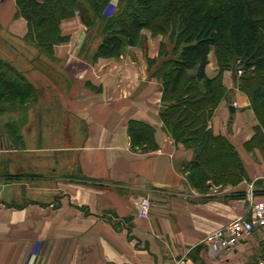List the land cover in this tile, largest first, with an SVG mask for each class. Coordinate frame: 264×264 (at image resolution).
<instances>
[{
	"label": "crops",
	"instance_id": "0c3cea01",
	"mask_svg": "<svg viewBox=\"0 0 264 264\" xmlns=\"http://www.w3.org/2000/svg\"><path fill=\"white\" fill-rule=\"evenodd\" d=\"M61 31L68 41L55 45L51 56L60 74L49 79L56 105L41 108L64 113L51 127L65 128V158L61 151L55 157L63 164L51 157L55 167L37 200L15 212L25 215L16 217L17 206L0 201L12 213L0 221V264H174L182 255L189 264H256L264 256V228L220 261L210 260L202 244L247 216L251 186L256 201L264 202V149L254 141L257 129L264 135L263 117L240 88L243 73L222 75L226 93L209 128L233 152L220 157V179L205 180L193 166L196 153L177 143L160 117L161 84L152 67L162 37L149 34L143 47L98 58L103 41L90 42L78 17L64 21ZM214 70L207 71L210 78L220 74ZM135 123L147 130L143 142L131 134ZM144 199L147 218L139 209Z\"/></svg>",
	"mask_w": 264,
	"mask_h": 264
},
{
	"label": "trees",
	"instance_id": "16d2710c",
	"mask_svg": "<svg viewBox=\"0 0 264 264\" xmlns=\"http://www.w3.org/2000/svg\"><path fill=\"white\" fill-rule=\"evenodd\" d=\"M110 1L16 0L18 14L27 21L29 34L49 52L66 40L61 32L63 20L77 16L86 27H92ZM211 1L121 0L126 3L124 17L115 15L106 20L107 36L97 56L120 57L128 46L141 43L143 30H151L154 36L174 35L173 39L169 36L175 48L171 56L177 57H169V47L162 44L160 60L151 62L159 63L153 76L161 84L160 117L173 139L196 153L193 166L201 176L217 181L225 166L220 157L233 150L227 139L214 135L209 124L225 97L222 75L236 63L242 64L243 69L240 88L251 94L264 128V0H226L219 6ZM173 26H177L176 30ZM212 49L220 70L215 78L207 74ZM192 70L194 75L188 73ZM29 90L22 77L7 75L0 65V102L6 97L5 92L23 98ZM146 131L143 124L131 125L132 136L142 142ZM256 135L255 144L264 149L262 130L257 129ZM234 161L236 165L235 157Z\"/></svg>",
	"mask_w": 264,
	"mask_h": 264
},
{
	"label": "rangeland",
	"instance_id": "374dc122",
	"mask_svg": "<svg viewBox=\"0 0 264 264\" xmlns=\"http://www.w3.org/2000/svg\"><path fill=\"white\" fill-rule=\"evenodd\" d=\"M120 1L111 0L98 21L92 27H87L89 28L90 42L104 41L107 36L104 31L106 20L115 17V15L121 17L125 11L126 3H120ZM211 2L219 6L226 0H212ZM262 9L264 10V7ZM119 13L121 14L119 15ZM71 19L73 18L63 20L61 25L64 21ZM176 27L173 26V30H176ZM149 34L154 38L162 37V43L169 47V57H177L176 55L171 56V52L175 49L169 39L170 35L173 39L174 35L171 33L166 36H154L151 30H143V38L138 46H145V38L147 35L149 37ZM177 34L176 31L175 36ZM65 39L68 41L67 37ZM126 50L122 55L126 53ZM225 53L222 55H227ZM52 55V52L39 47L29 34L27 21L18 14L16 0H0V65L3 66L7 75L22 77L30 87L27 97L21 98L5 92L6 97L0 102V201H11L17 206L13 214L22 210L27 201L37 200L36 193H39L42 186L48 182L46 177L50 176L51 168L55 167L52 165L51 157L56 159L55 155H59V151H61V156L65 158V128L57 129L62 134L56 138L57 130L51 127L56 121L65 119L64 113L50 112L41 108L43 105L49 107V103L55 102L57 95L56 91V95H54L49 85L50 77L55 76L52 74H60L58 72L60 70L56 68L58 65L56 66L51 59ZM208 57L207 71L214 74L215 67H219L214 49ZM158 65L159 63L155 65L153 71ZM226 71L231 72L235 79L240 75V71L243 73L242 64L236 63L233 69ZM188 73L194 75L195 72L192 70ZM61 136L63 138H60ZM56 163L63 164V161L56 159ZM233 169L235 173L238 172L235 163ZM252 189L254 190V187L251 186L247 192L249 193ZM46 193L48 194V192ZM253 199L256 201L254 196ZM0 209H2L0 210L1 222L5 220L4 216L7 214L12 215L3 208ZM16 215L19 217L25 214Z\"/></svg>",
	"mask_w": 264,
	"mask_h": 264
},
{
	"label": "built area",
	"instance_id": "2783aa9c",
	"mask_svg": "<svg viewBox=\"0 0 264 264\" xmlns=\"http://www.w3.org/2000/svg\"><path fill=\"white\" fill-rule=\"evenodd\" d=\"M239 73L241 74L242 71ZM252 190L248 193L250 206L247 216L235 218L225 226L208 234L202 241L210 260L220 261L228 258L253 231L264 228V202L255 201L253 199L254 190ZM139 209L141 217L147 218L150 211L149 200L144 199ZM174 264H189L187 255H182ZM256 264H264V256L259 258Z\"/></svg>",
	"mask_w": 264,
	"mask_h": 264
},
{
	"label": "water",
	"instance_id": "95a60500",
	"mask_svg": "<svg viewBox=\"0 0 264 264\" xmlns=\"http://www.w3.org/2000/svg\"><path fill=\"white\" fill-rule=\"evenodd\" d=\"M231 112L233 113L234 111H233V107H231Z\"/></svg>",
	"mask_w": 264,
	"mask_h": 264
}]
</instances>
